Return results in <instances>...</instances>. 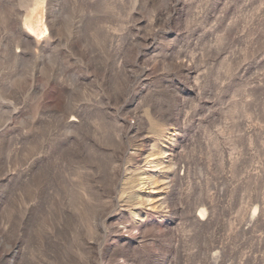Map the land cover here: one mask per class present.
<instances>
[{
  "label": "rangeland",
  "instance_id": "374dc122",
  "mask_svg": "<svg viewBox=\"0 0 264 264\" xmlns=\"http://www.w3.org/2000/svg\"><path fill=\"white\" fill-rule=\"evenodd\" d=\"M0 264H264V0H0Z\"/></svg>",
  "mask_w": 264,
  "mask_h": 264
},
{
  "label": "bare ground",
  "instance_id": "6f19581e",
  "mask_svg": "<svg viewBox=\"0 0 264 264\" xmlns=\"http://www.w3.org/2000/svg\"><path fill=\"white\" fill-rule=\"evenodd\" d=\"M41 27H42V26H41ZM26 31H27V30H26ZM27 32H28V31H27ZM40 32H42V31H40ZM42 33H44V32H42ZM33 34L39 37V35H38V33H37V32L33 31ZM162 154H163V153H162ZM165 156H166V154H164V156H163V157H165Z\"/></svg>",
  "mask_w": 264,
  "mask_h": 264
}]
</instances>
